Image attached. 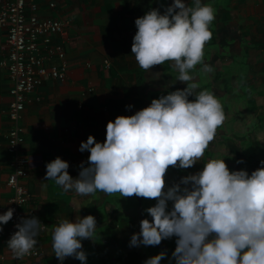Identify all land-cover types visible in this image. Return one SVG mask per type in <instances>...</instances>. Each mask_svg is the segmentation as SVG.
Instances as JSON below:
<instances>
[{"label": "clouds", "instance_id": "obj_1", "mask_svg": "<svg viewBox=\"0 0 264 264\" xmlns=\"http://www.w3.org/2000/svg\"><path fill=\"white\" fill-rule=\"evenodd\" d=\"M215 16V7L205 0L192 5L173 0L163 12L151 8L136 17L131 53L138 65L148 70L171 61L186 87L110 119L103 141L89 134L79 145L81 151H89V163L81 162L78 176L69 173V162L60 156L47 162L45 176L80 195L99 190L155 198L156 203L145 209L152 219L141 220L129 243L157 245L175 235L174 264H264V159L249 172L230 170L225 156L211 157L201 169L165 188L168 167L187 168L201 160L225 120L221 101L200 88L191 72L197 65L204 74L213 71L204 63V46L212 37ZM13 212L9 207L0 213V230ZM16 228L7 246L22 258L37 244L43 223L37 216L23 217ZM96 230L93 214L60 219L52 229L60 264L68 256L86 262L82 240L93 238ZM165 255L161 250L143 264H162Z\"/></svg>", "mask_w": 264, "mask_h": 264}, {"label": "crops", "instance_id": "obj_2", "mask_svg": "<svg viewBox=\"0 0 264 264\" xmlns=\"http://www.w3.org/2000/svg\"><path fill=\"white\" fill-rule=\"evenodd\" d=\"M37 2L40 16L71 20L66 32L59 37L67 44V75L63 79H46L29 94L30 100L22 120L24 148L31 159L26 185L32 197L31 206L37 211L34 216L43 223L36 237L37 246L43 252V264H60L52 247V229L60 219L75 220L77 215L87 214L95 216L97 230L93 238L82 240L84 250L91 246L94 249L98 243L109 246L122 244L128 225L127 214L141 206L145 197L135 194L120 197L119 193L108 194L99 190L88 195L65 191L53 179L46 178L47 162L60 156L69 162V173L73 177L78 176L81 162L85 166L89 163V151L79 149L82 140L93 134L97 140L103 141L110 119L114 120L118 114H132L150 104L153 98L186 87L187 82L177 79L178 71L172 67L171 61L145 70L131 53L137 30L135 18L151 8H159L163 12L173 0ZM52 2L54 6L50 5ZM205 2L213 4L216 16L210 25L212 37L204 46V63L210 64L212 60L210 65H217L220 48L223 51L228 48L227 53L243 59V52L252 54L248 67L253 70L251 77L255 78L253 99L263 107L258 114L264 116V0ZM187 3L192 5L194 0H187ZM6 33L0 27V213L4 212L2 207L11 194L7 185L11 156L5 129L9 125L6 109L12 99L10 89L13 82L3 64L8 52ZM209 51L214 54L212 59L206 57ZM198 67L201 69V65ZM194 69L191 72L200 84L201 77L193 72ZM129 104L131 108L126 107ZM253 111L257 114V108ZM260 131L255 128L254 133ZM255 144L257 154H263L264 146H259L258 141ZM262 159L264 157L256 156L253 166L256 168ZM175 169L174 166L167 169L169 174H173V183L176 182ZM29 207L30 204L25 211ZM7 231L8 222L0 230V264H12ZM75 258L68 256L63 264H71Z\"/></svg>", "mask_w": 264, "mask_h": 264}, {"label": "built area", "instance_id": "obj_3", "mask_svg": "<svg viewBox=\"0 0 264 264\" xmlns=\"http://www.w3.org/2000/svg\"><path fill=\"white\" fill-rule=\"evenodd\" d=\"M54 4L50 3L51 6ZM38 8L37 0H0V27L7 32L8 45L3 64L13 82L12 99L6 109L9 125L5 129L11 156L7 177L11 194L2 207L4 211L9 207L14 209L8 221L7 240L23 217L37 213L31 206L32 197L26 185L31 159L24 148L22 120L29 94L46 79L65 78L68 71L67 44L59 37L66 32L71 20L40 16ZM36 98L40 99L39 96ZM28 204L30 207L25 211ZM10 253L12 264H43V252L37 244L22 258L15 257L11 250Z\"/></svg>", "mask_w": 264, "mask_h": 264}, {"label": "rangeland", "instance_id": "obj_4", "mask_svg": "<svg viewBox=\"0 0 264 264\" xmlns=\"http://www.w3.org/2000/svg\"><path fill=\"white\" fill-rule=\"evenodd\" d=\"M226 51L219 49L217 53L220 56L218 59L220 61L217 65H214L212 72L204 74L201 72L200 67L193 70L201 77L200 88L213 92L221 101L225 112V120L218 127L214 140L209 143L201 160L187 168L176 167L173 172L176 182H180L181 177L184 175L201 169L205 161L211 157L225 156L224 159L230 170L246 168L249 172L255 169L253 166L254 158L256 156L257 158L258 156L264 157V153L257 154L258 149L255 144L258 141L259 146H264V116L258 114L262 111L261 104L259 105L257 100L253 99V92H256L252 89L255 78L251 77L253 70L248 67V61L252 59L253 55L245 51L242 53L243 59L242 56L238 58ZM207 53V58L212 59L214 57L211 51ZM222 62H224V65H221ZM254 108H257V114L253 111ZM255 128L257 131L263 130L254 133ZM258 162L257 167L260 166V161ZM172 176V172L169 174L167 170L165 173V188L173 183ZM155 203V198H144L140 203L141 206L136 207L133 212L127 214V217H129L128 225L121 239L124 243L112 246L107 243H98L94 249L91 246L85 250L87 254L86 262H81L75 258L71 264H143L145 259L161 250L166 252V255L162 257V264H174L175 258L172 256V252L176 246L177 238L175 235L163 238L157 245L140 244L131 246L129 243L131 235L140 230L141 220L145 217L152 219L145 209ZM168 206L171 208L172 201H168Z\"/></svg>", "mask_w": 264, "mask_h": 264}, {"label": "trees", "instance_id": "obj_5", "mask_svg": "<svg viewBox=\"0 0 264 264\" xmlns=\"http://www.w3.org/2000/svg\"><path fill=\"white\" fill-rule=\"evenodd\" d=\"M123 259H125V257H123Z\"/></svg>", "mask_w": 264, "mask_h": 264}]
</instances>
